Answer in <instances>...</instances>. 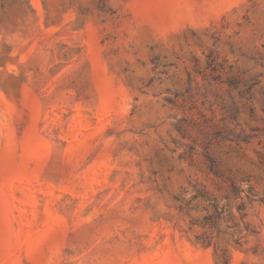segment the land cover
Listing matches in <instances>:
<instances>
[{
	"label": "rangeland",
	"instance_id": "rangeland-1",
	"mask_svg": "<svg viewBox=\"0 0 264 264\" xmlns=\"http://www.w3.org/2000/svg\"><path fill=\"white\" fill-rule=\"evenodd\" d=\"M0 264H264V0H0Z\"/></svg>",
	"mask_w": 264,
	"mask_h": 264
}]
</instances>
